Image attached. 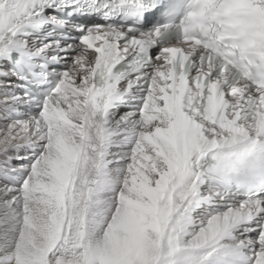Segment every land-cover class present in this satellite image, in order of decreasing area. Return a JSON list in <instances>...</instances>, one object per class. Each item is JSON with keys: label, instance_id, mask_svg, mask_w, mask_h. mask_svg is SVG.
I'll use <instances>...</instances> for the list:
<instances>
[{"label": "snow or ice", "instance_id": "obj_1", "mask_svg": "<svg viewBox=\"0 0 264 264\" xmlns=\"http://www.w3.org/2000/svg\"><path fill=\"white\" fill-rule=\"evenodd\" d=\"M0 264H264V0H0Z\"/></svg>", "mask_w": 264, "mask_h": 264}]
</instances>
